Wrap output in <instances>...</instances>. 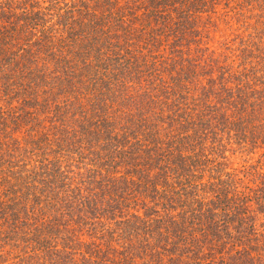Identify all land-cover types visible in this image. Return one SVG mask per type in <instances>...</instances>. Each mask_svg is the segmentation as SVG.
Returning a JSON list of instances; mask_svg holds the SVG:
<instances>
[{"label":"rangeland","instance_id":"obj_1","mask_svg":"<svg viewBox=\"0 0 264 264\" xmlns=\"http://www.w3.org/2000/svg\"><path fill=\"white\" fill-rule=\"evenodd\" d=\"M155 1L0 0V264H264V0ZM34 44L32 88L2 55ZM97 157L131 192L113 219L52 213Z\"/></svg>","mask_w":264,"mask_h":264},{"label":"trees","instance_id":"obj_2","mask_svg":"<svg viewBox=\"0 0 264 264\" xmlns=\"http://www.w3.org/2000/svg\"><path fill=\"white\" fill-rule=\"evenodd\" d=\"M152 2H153L152 8L153 7L156 8V5H158V3H156L155 0H152ZM189 5L190 4H188V6ZM126 6H127V3H126ZM188 6H186V4H185V6L183 5L184 10H182L183 12H182V15H181L182 26H183L184 23H187V24L189 23L190 24L191 22H193V19H195L193 12L199 13L200 6H198L197 3L194 4L195 7L193 6L192 8H190L191 10L187 8ZM148 15L150 16L151 20L154 21L155 23L158 21L159 17L157 16V14L155 12H153L152 9H151V12ZM165 21L166 20H164V22ZM182 29H183V27H182ZM182 29H179L180 30V34H182V32H183ZM185 29L186 30H190V28L189 29L185 28ZM6 37L9 38L8 42H12L11 39L13 37H11L10 34H7ZM179 37H181V36H179ZM53 44L54 43H52L51 45H53ZM55 44L57 45L58 43H55ZM45 45L49 46L47 43ZM45 45L43 47H47ZM34 48H36V44H34L30 48L26 49L24 52L22 51L23 55L20 54L19 57H16V55H17L16 51L17 50L10 51L9 49L6 50V48H4V52H3V55H2V60H5L4 61L5 66H7V65L10 66L11 69L14 70L15 73H17L21 77V79L29 80V77L31 76L30 73H35V72H36V75H40L41 76V73L38 74V72H37V71H39V69H38L39 66H38V62L36 61V57L33 55L35 53ZM39 48H41V47H37L38 50H42V49H39ZM57 57L60 58L59 56H57ZM182 62H185V63H182V66L185 65V64H188V69H187L186 72L192 73V70H195L196 63L193 62L194 64H192L191 60H189V61L183 60ZM179 63H181V62H179ZM169 64H171V61H169ZM109 65H110L111 69L113 70L112 73L113 72H117L118 76L119 75L123 76L124 74H127V73H125L126 70H124V69L129 68L126 63L121 65L118 61L114 62V63H110L109 62ZM171 65L174 66V64H171ZM41 66H42V62H41ZM40 71H41V68H40ZM112 73H111V75H112ZM106 76H107V74H106ZM118 76H116V77L118 78ZM76 77H81V76L77 75ZM129 78H131V77H129ZM135 78H138V77H135ZM135 78L134 79L132 78L131 80L128 79V81H125V82L122 83L124 89L126 90V94L128 95V97H130V95L132 94L133 90L135 89L134 88L135 85H133L134 81H137V79H135ZM21 79L16 81V83H21V81H20ZM35 79L36 78L33 79V78L30 77V80L32 81V83H31L32 88L35 87V85L37 86L39 81H40V80H37V79H36L37 81H35ZM107 79H108V76H107ZM80 80L82 81V79H80ZM64 82H66L67 86L71 87V84H69L68 81L64 80ZM110 82L111 81H109V84H110ZM138 82L139 81H137L136 83H138ZM117 83L112 84V85L115 86V85H117ZM28 85H29V88H31L30 87V82L28 83ZM104 85H106V84H104ZM112 85H110V86L106 85L108 87L110 93L111 92H116L114 90L115 88H113ZM104 93H108V92L105 90ZM126 99H128V98L126 97ZM132 104L133 103H131V105ZM99 111L103 112V114H104L103 117H105L106 112H105V108L102 105L100 106ZM106 122H107V120H106ZM37 141H38V143L41 144V146H43V143L52 144L53 145V144L56 143V138H55V140H54V138L53 139H46L45 138V140H42L41 138H39ZM60 141L62 142V140H60ZM81 141L83 142L82 145L83 144L87 145V144H89V143H87V141L89 142L90 139L89 138H85V139H82ZM61 142H60V152H63V151L66 152L67 149L63 150V148H65V146H64V142L65 141H63L62 143ZM66 142H68V141H66ZM88 149H90L89 145L87 147V150ZM52 152H53V155L59 153V152L57 153V151H54V150ZM90 152H92V151H90ZM104 160H105V162L101 161V159H98V157L95 158L94 159V164H95L96 161H100V162L98 163L96 168H92L91 170H83V169H86L85 166L84 167H76L74 165V166L70 167V168H74L75 170L80 172L79 174H77V175H79L78 181L80 180V182H81L80 183V187L78 188V190H76L74 188H72V190H71V192L74 193V195L76 197V200H75V197H74L73 201H67V198L61 197L53 205L52 213L57 214L58 212H61L60 210H63L64 212H67L70 221L77 222V224H79V225H81L80 222H84V220L86 219L85 215L89 216V218H90L89 221L90 222L86 223V225L89 224L88 226H91V221L92 220H94L95 222L96 221L99 222V221L102 220V217H106V218H108L110 220L113 219L114 213L116 211V209H115L116 207L115 206L119 207L120 203L122 202V198H123V200L127 199L126 197L129 196L131 194V192L129 190H127V189L125 190V188H122L120 190V194H117L116 198H113V197L110 196L115 184L111 180V176H109V171H106L105 169L109 168L110 163L112 162V160L109 159L108 157H105ZM59 161L61 162L60 159H59ZM55 162H57V161H55ZM120 162H121L120 160L116 161V164L118 165ZM8 164H10V163L8 162ZM3 165H4L3 156L0 154V167H1V169H0V186H2V185L4 186L5 183H3V182H6V179H7L6 176L2 177V174L4 173V169H2ZM81 168H82V170H81ZM7 170H8V172H10V174H13V173H11V171H9V167L7 168ZM68 179H70V178H68V176L66 175V176L63 177L62 180L63 181L66 180L67 181ZM70 184H72L71 180H70L69 185ZM67 186H68V181H67V183H64V186L62 185V187H64L65 190H67ZM136 187L137 186H135V188ZM135 188H134V194H136V192H137L136 191L137 189H135ZM219 189L220 188L217 187V190H219ZM220 190H223V188L221 187ZM0 191H1V188H0ZM0 198H1V196H0ZM171 199H172V197H167L168 201H170ZM173 201L171 200V203H173ZM220 205H221V203H220ZM222 206L226 207V201L224 202V205H222ZM0 207H1L0 211H3V206H2L1 199H0ZM210 212L211 211H209V213ZM150 215H151L150 211L145 209L144 213H143L144 218L147 219V217L150 216ZM74 216H75V220H71V219H74ZM210 217L212 218V220H214L215 215L211 212ZM145 221H149V219L145 220ZM47 227H48L49 230L52 229V227H53V219H52V223L48 224ZM201 227H203V228L199 232L200 233L199 234V237H200V247L199 248L205 247V245L202 244V240H203V242L207 241V236H209V232L214 229V224H212V223H203V224H201ZM215 228H217V225H215ZM40 229L41 228L39 227L38 231ZM219 230H222V229L220 228ZM208 240H210V239H208ZM46 248H47V246L45 245L44 247H42V250L45 251ZM51 255H52L51 253H47L48 257H50ZM238 256H240V255H238ZM44 258H46V257H44ZM230 262H231V264H239V263L234 262L232 260H230ZM230 262H229V264H230Z\"/></svg>","mask_w":264,"mask_h":264}]
</instances>
